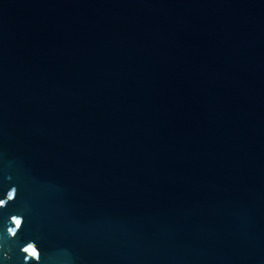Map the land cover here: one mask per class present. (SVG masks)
<instances>
[{
  "label": "water",
  "instance_id": "water-1",
  "mask_svg": "<svg viewBox=\"0 0 264 264\" xmlns=\"http://www.w3.org/2000/svg\"><path fill=\"white\" fill-rule=\"evenodd\" d=\"M0 264H264V0H0Z\"/></svg>",
  "mask_w": 264,
  "mask_h": 264
}]
</instances>
